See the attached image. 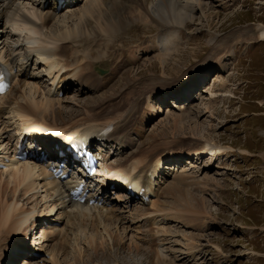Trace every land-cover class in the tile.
Here are the masks:
<instances>
[{
    "label": "rangeland",
    "instance_id": "obj_1",
    "mask_svg": "<svg viewBox=\"0 0 264 264\" xmlns=\"http://www.w3.org/2000/svg\"><path fill=\"white\" fill-rule=\"evenodd\" d=\"M34 1L35 0H15V4L13 5L15 7H12L13 9L20 7L24 11L32 12L36 6ZM86 1L87 0H83L72 9H81ZM203 2V6L198 7L195 11V19L190 22L187 21L188 24L181 27L182 33L178 32L176 34V31H174V35L183 37V39L181 42L179 41L180 43H177L179 46V53L171 57L168 64L165 66L166 70L165 68L163 70L161 61L158 58L159 55L157 56L159 50L146 54L147 56L145 55V57L141 59L142 62H138L139 64L130 63L126 65L125 68L127 69L125 70L130 69L134 72L121 75V79L116 77L115 70L112 69V65L107 63L109 62L107 59L106 62H101V60H96L94 57L93 60L91 57V60L95 62V65H92L95 73H99L98 67L105 70L104 74H98L101 75L102 78L105 77L102 81L103 90L94 91L101 87L102 82L100 79L95 82L90 80L87 82L85 77L81 76L83 78L81 79L80 76H77V82L84 80L83 84L87 83L90 85L91 89L88 90L82 86L80 92L74 90L69 94H65L64 98L62 96L60 102H55V108L62 111L65 121H62V119L55 116L51 111L48 112L49 115L47 117L51 120H55V117H57L60 124L72 123L82 118L89 106L94 107L100 104V106H104L109 104L111 100H119L122 95L130 92L131 87L129 86L131 83V85L134 84L135 86L143 82L153 83L157 86V90L152 93H159L164 89H168L159 88L163 86L162 84L165 81L168 82V84H177L183 79L185 80L192 71L205 65L206 59L212 56L210 60L213 59V61L209 60L212 62L211 69L209 68L210 70H206L209 71L203 78V81L196 85L192 93L187 96L190 102L189 105L193 104L191 109H195V113L191 118L189 116L185 117L182 122L184 124L191 123L193 126H189L190 130L184 127V131H180L178 134L173 135L168 128L171 126L173 118L182 113L184 109L183 106H172L168 104L169 102L165 101L162 103L161 114L158 113L152 116L150 114L154 110L148 108L143 100L141 104L139 103L142 108H140V112L136 109L142 118L138 124V131H141V134L135 137V142L139 143L138 140L142 142L145 140V146H149L150 141H152V138L149 139L152 133L157 134V132H161L165 135L160 137L157 136L158 139H156V142H161L163 139H166L164 142L169 141L167 144L170 145L162 148L174 147L173 144L175 140H187L189 142L209 141L218 143V145L222 147L221 153L219 154H201L193 156L189 153V156L183 158L180 164L170 165L168 174L164 175L165 178L160 184V187L161 185L163 187L159 191L158 199L156 200H158L159 203L163 201L169 203L172 198L166 192L168 188L167 185L170 182L176 181V178L181 177V175H184L183 177L187 176L185 182L193 184V193L200 195L199 199H204L203 203L205 206L200 207L209 215H202L199 217V220L198 218H194L195 221H193V223H190V218L187 217L189 220L188 224H190L191 227H189V225L185 227L183 223H180L186 220L185 218H172L173 222L169 223L173 228L172 235H169V237L172 238L168 241L166 246L170 248L169 252L175 253L178 257L176 261H173V264H264V38L260 37L257 30L264 26V0H203ZM135 10H138V8L136 7ZM10 11L12 12V10ZM43 11L44 14L51 13L52 3L46 5ZM68 12H70V9L54 15L56 17L61 16V19L65 20ZM98 13L99 11L95 12L94 17H97ZM91 18L92 17H89V19ZM73 19L69 20L70 22L66 19L67 23L62 21L60 24L61 27L59 26L56 30H52V23H49L47 31L49 32L51 30L50 33L55 36L57 34H62V32L65 33L66 30L75 29L79 26L81 21L77 20V18ZM91 20H94L93 25L96 27L98 23L96 19L92 18ZM6 23L7 16H5L3 20V26H5ZM162 23L163 22H154L147 17L145 20H139L136 24L134 23L131 27L128 26L126 29L128 30L127 32H123L112 40V46H116V40L124 36V40L131 42L133 45L128 46L127 44H129V42L123 43L125 46H122L120 52L124 51L125 59L120 67L123 66L122 64L125 65L129 59L128 57L135 55L134 53H136L135 56L140 60L141 56L144 54L140 49L148 47L149 43H141L139 41H148L156 32H159L158 35H161L163 32L169 33L171 29L178 30L180 28L171 27L167 31L163 30L162 33H160L163 29ZM81 27L88 28L86 25H82ZM7 30H12L9 25ZM44 30H46V28ZM17 33L18 32L14 31L12 33L13 38L10 40L12 45H14L17 39L20 40ZM82 33L85 36H93L88 32ZM82 33L81 36H84ZM64 36L66 35L64 34ZM158 37L160 38V36ZM158 37L155 40H157ZM80 38L81 37L75 38V42L77 39L80 40ZM155 40H151V42ZM68 41H72V39L70 38ZM75 42L73 43L74 49L72 50L71 48V50L67 52L68 55L66 54L65 56H68V59L60 58L59 62L64 71L71 69L73 65L77 66V64H82L84 55L86 56L89 54L86 45L80 48L77 47L80 41ZM135 44H137V47ZM117 45L120 46L121 41H118ZM126 48L131 50H127ZM95 50H98L97 47ZM22 51H24V60L31 58V56L26 58L27 53H25V51H27V46L24 45ZM75 51L77 55L74 56L73 53ZM104 51L105 50H102V52ZM138 51L139 56L137 55ZM70 52H73L72 58ZM32 56L33 59L29 60L28 76L25 75L21 80L19 79L21 84L17 86L18 89L15 90V95L10 97V102L0 105V107L4 106L6 108V110L4 108L5 112L2 119L5 130L3 132L2 130L0 131L1 133L9 134L12 140L22 120L20 115H15L17 114L15 112V106L17 105L15 104L17 101L16 99L25 101L24 97L21 95V91L24 90V95L28 102L33 107H37L36 109L38 112L34 111V113H38L40 116L42 114L40 111L44 110L42 103L48 101L49 97H51V92H53L57 82H53V74L51 75L48 73L49 70L45 67L44 61L37 58L36 53H33ZM15 57L18 58L20 56L15 55ZM87 59L88 58H85L84 60L86 61ZM24 60L22 58V60L20 59L17 61L22 63ZM133 65H135V67ZM136 73L139 74L136 76ZM31 74L33 76L38 75V78H33ZM129 76H131L133 82L129 80ZM25 79H27L26 82H29L26 87H24ZM117 79L120 80L119 83L116 82ZM18 82L19 81H17L16 84ZM128 82L131 83L128 85ZM104 86H106L105 89ZM132 88H134V86ZM38 89L39 91L37 92ZM139 95L140 94H136L131 98L136 100V97ZM141 99H143L142 96L139 100L141 101ZM135 106L138 107L136 104ZM133 113L134 111L130 114L133 115ZM194 121L198 123V126H196L195 130H191V128L195 126ZM197 127L200 129H197ZM136 128L137 126L135 130ZM140 128L142 130H140ZM8 142L10 141L7 139L5 141L1 139L0 148L5 147ZM9 146H12V141L9 143ZM3 177L6 178L8 175ZM37 195L41 194L39 193ZM42 197L43 196L40 197V200ZM166 197L169 198L166 199ZM40 205H42L41 207L46 211L48 210V208H46L47 206L44 204V200L39 206ZM29 207L34 206L29 203ZM117 209H120V207H117ZM134 211L135 208L130 214L135 215L137 210L133 213ZM54 212L55 209H53L52 213ZM159 215L162 216V213L157 214L159 218H162ZM125 216L130 217L131 215L128 214ZM82 227L76 228L75 232L78 229L76 233L73 232L74 236L69 246L66 248V254H58L62 264H87V262L88 264H93L91 261H93L92 258L95 255V250L92 248V245H89L91 244V239L93 240V246L101 245V248L103 247L99 249L102 257L105 254V256L112 255L114 257L105 259L103 257V260L101 259V263L103 264H170L169 262L158 259L159 248H157L155 244L151 245L149 243L151 240L149 236L157 232V230H155V225L152 224L151 221L148 224L143 222L135 226L134 223L130 222L129 228L125 231L122 228L117 230V227L114 225L108 226V229H111L112 232H107L106 226H101L99 231L95 232L91 230V227ZM151 229L154 231H149ZM117 232L121 233L122 236L124 235V240L127 238L128 241L126 239L125 241L122 240V243H118L114 238ZM150 232H153V234ZM111 233L114 236L111 235ZM95 238H97V241ZM109 238L111 240H107ZM124 243L126 244L124 245L126 248L123 246ZM137 244L141 246L140 249H136ZM82 247L83 249H80ZM145 247L148 250H145ZM49 257L50 260L52 257ZM79 261L82 263H79Z\"/></svg>",
    "mask_w": 264,
    "mask_h": 264
},
{
    "label": "bare ground",
    "instance_id": "obj_2",
    "mask_svg": "<svg viewBox=\"0 0 264 264\" xmlns=\"http://www.w3.org/2000/svg\"><path fill=\"white\" fill-rule=\"evenodd\" d=\"M36 1L37 0L34 1L36 3V6L34 7L35 8L34 11L30 12V11H24L20 7H16L15 9H13V7H15L13 6L15 4V0H0V29L2 28L0 30V55L4 56L5 60L9 64L19 67L21 75H26L28 70L26 63L29 61V59L28 61H26V59L24 60L25 57L23 56L24 51H22L23 46L24 45L27 46V51H25V53H27L26 54L27 56H31L33 58L32 54L36 52L37 55L36 57L45 61L44 63H46V67L49 69V73L53 74L54 77L53 81H55V79H57L59 75L62 77L59 78L58 83H62L64 85H62V88H57V90H56L57 86H55L56 93H54V95H60V91L63 89L66 92H69L70 90H73V88H77L76 90L80 92L82 90V86L83 88L85 87V89L90 90L91 89L90 85H88L87 83L83 84L84 80L77 82V76L85 77L87 82L88 80L92 82L99 81V79L101 80L100 75H98L93 71L94 69L93 66L95 65V62L91 60V57L93 60L95 58L96 60H101V62L102 61L106 62L107 59L109 61L107 63L112 65V69L115 70L114 71L115 75L118 76V79H121V75H125V73L128 72L129 73L134 72L131 71L130 69L125 70L127 69L125 68L126 65L130 63L133 64H136L138 62L140 63L141 59H143V57H145L146 54L159 50V54H157V56L159 55L158 58L161 61L163 70L164 68L166 70L165 66L166 64H168V61L171 59V57L179 53V48H178L179 46L177 43H180L183 39V37L174 35L173 34L174 31H176L175 32L176 34L178 32L182 33L181 27H183L184 25L186 26L188 24L187 21L188 22L193 21L195 19L194 14L196 9L198 7H202L204 4L203 0H123V1L87 0L85 5L82 6L81 9L78 8L79 10H76V9H72L76 7L72 4L74 2L72 1L61 5L60 7L63 9V11L70 9V12L67 13L66 18L64 20L61 19V16L60 17L55 16L58 14L57 10L59 9L57 0H54L52 12L45 14L43 13L44 12L43 8L47 3H49L50 0H38L37 2ZM136 7L138 8V10H135ZM10 10H12V12ZM98 11L99 13L97 17H94L95 16L94 13ZM5 16H7V23L5 26H3V20ZM89 17L96 19V21L98 22L96 27H94L93 25L94 20H91L92 18L89 19ZM147 17H149V19L153 20L154 22H163L164 24L162 23V27L164 31H167L171 27L172 28L180 27V28L178 30L171 29L169 33L163 32V34L159 35L160 38L158 37L157 40L151 42V44L149 43L148 47L140 49L143 51L142 53H144L142 56L140 55L141 56L140 60L138 59L137 56H135L136 53H134L135 54L133 55L134 57L133 56H131L132 58L128 57L129 59L127 63L125 65L122 64L123 66L120 67L121 63L125 59L124 51L120 52V50L122 46H125L123 45V43L129 41H125L123 38L124 36H122L116 40L115 42L116 46L114 45L112 46L111 43L112 40L115 39L117 36L121 35L123 32L125 31L127 32L128 30L126 29L128 28V26L131 27L132 25H134V23L136 24V22H138L139 20H145ZM73 18H77V20L81 21V23L77 28L66 30L65 33L62 32V34H57L55 36L50 33L51 30L49 32L47 31V27L49 23H52L51 29L56 30V28H58L59 26L61 27L60 24L62 23V21L67 23L66 19L68 20V22H70L69 20H72ZM8 25L11 27L12 30H7ZM82 25H86L88 28H82L81 27ZM45 28L46 30H44ZM257 30L260 37L264 38V26H262V28H258ZM13 31L18 32L17 35L20 37V40L17 39L14 45H12L10 42V40L13 38L12 36ZM82 32H88L93 36L92 35H91L92 37L85 36ZM81 33L84 36H81ZM64 34L66 36H64ZM78 37L81 38L80 40L78 39L76 40V42L80 41L79 44H77L78 45L77 47L81 48V46L83 47L86 45V49L88 50L89 54L86 56L84 55V59L85 58L88 59L86 61L83 59L85 62L82 60V64L80 65L77 64V66H74L72 69L68 70L66 74L62 73L64 69L59 63V57L62 56L63 59L66 56L67 52L71 50V48L72 50L74 49L73 43L75 42V38ZM70 38L72 39V41H68V39ZM118 41H121L120 46L117 45ZM139 42L147 43V41L145 40ZM137 44H135L136 47ZM127 45L133 46L131 42H129V44ZM96 47L98 50H95ZM102 50L105 51L102 52ZM127 50H131V49L128 48ZM76 51L74 53L70 52L71 58H72V53L74 54V56L77 55ZM15 55H19L21 58L20 57L16 58ZM22 58L24 62H22V64H19L17 60L20 59L22 60ZM210 58H212V56L206 59V62L204 63L205 65H202L197 70L192 71L185 80L183 79L177 84L175 83L168 84V82L165 81L162 84L163 86L159 88L160 89L168 88V89H164L161 92H159L158 97L160 98V96H164V94L162 93L163 91L168 92L174 90L176 91V93H174L175 95L178 94L183 95L187 93L186 91L190 90L193 87V84L198 83L197 80L200 77V75H201L200 82L203 81V78L205 77L204 73L206 72L207 69H209L212 66L211 64L212 62L210 61H213V59L210 60ZM133 66L135 67V65ZM138 74L139 73H136L135 75L137 76ZM82 77L81 79H83ZM129 77H130L129 80L132 81L133 79L131 78V76ZM33 78H38V75H34ZM118 79L116 81L117 83H119L120 81ZM20 80H19V76H17L15 78L14 84H16L17 81L19 82L16 84V87L14 85V87L7 94L0 96V105H4V103L10 102L9 101L10 97L15 95V90L18 89L17 86L21 84ZM26 81L27 79H25L24 81V87H26V85L29 83ZM129 83L131 82H128V85ZM131 84L129 86L131 87L130 92L125 93L122 96L120 95L121 98L119 100L112 101L110 99L111 102L104 106L103 105L100 106L101 105L100 102H99L100 105L94 107L89 106L90 108L88 107L86 112H84L82 118H79L72 123H66V124H60L57 120V117H55L56 121L51 120L49 119V117H47L49 115L48 112L51 111L52 113L55 114V116H58V118L62 119V121H65V117H63L64 115L62 111L60 109L55 108V102H60L61 99L60 97L53 96L52 98L51 97H49V99L47 98L48 101L42 103L44 106L43 109L46 111L44 110L40 111L42 114L39 116L38 113H34V111H37L36 109L37 107L36 108L33 107L28 102L27 98L24 95V90H23L21 91L22 93L21 95L24 97L25 101H20L19 99H16L17 100V101L15 100L16 103L14 102L15 104H17L15 106V110H16L15 112L17 114L15 115H20L22 118L21 123H19V126L17 128V132L19 134V132H21V129L24 127V125H26L27 122L30 119H32V117L34 116L36 117V119H41L44 121L47 120L54 123L55 125H64L66 127L81 126L84 129L88 130L91 135H94L95 138L93 139L92 144L93 145L99 144L104 149L107 146L112 147L113 144L115 143L118 144L119 147H115L114 152H108L110 154V158L108 159V162L106 163L104 162V163L106 165L112 164V165L124 167V169L127 170H135L136 172H138L141 178L149 177L146 179L147 182H145L144 184L145 192H143L142 194L145 197L148 191L153 193V197L150 200L151 205L144 204L143 200L136 202L137 198H135L134 196H125L127 194H123L125 192H121L122 191L120 189L121 187H116V186L115 188L118 190L116 191L118 194H116L114 198H118L119 200L123 201L125 205H127L128 209L124 208L123 212L125 213V215L128 214L131 215L130 217L121 215V213L118 214V212L116 213V211L113 208H111L110 201L104 197V195H107L108 193V190L105 188H102L104 192L103 195L101 192L98 193L99 200H103V203L101 205H95V206L76 205L74 203L61 200L62 197H65V194L63 193L64 187L70 183V180L65 181L61 185L55 182L40 183V179L43 178L45 175H47L45 173V168H44L45 166L41 164L42 163L41 160H32V161L27 160L25 162L18 161L17 163H15V161L12 160L8 163V169L6 171L0 172V263L1 264H2L1 259L3 258L2 255L4 252L5 253L7 252L8 249L7 247L9 246V243L18 241L20 237H22L21 238L22 241L25 240L24 238H27V236L31 234L30 226L35 227L37 224V220H38L37 215L45 213V212L39 213L37 212L36 209L38 208L39 204H41L42 199L40 200V197L36 196L37 194L35 195L33 191L39 189L40 187H43L44 190L47 191L48 193L47 198L49 199L48 201H51L52 206L57 207V211L54 215H56L57 220L59 222L62 221L64 225L62 226L60 231H58L54 225H51L49 229L44 228L43 225H40L43 233L42 236L45 237L46 242H44L40 246V248H38V250L42 252H46V254H42L40 257L38 255L26 254L24 255L23 264H62L60 262L58 254L59 253L66 254L67 252L66 248L69 245V243L72 241L74 236L73 232H75L74 230L76 228L82 226H84L85 228L91 227V230L95 232V231H99V228L101 226H106L107 232H110L111 229L108 228L114 225L115 227H117V230L122 228L125 231L129 228L130 222L134 223L135 226V225H140L143 222L148 224L150 221L152 222V224L155 225L156 228L155 230H157V232H154V234L153 232H150L153 235H150L149 239L151 238V240L152 239L153 240L152 242L150 240L149 243L151 245L155 244L157 248H159L158 259H161L165 262H169L170 264H173L174 263L173 261L177 260L178 258L177 255H175V253L173 252H169L170 248L166 246L168 241L172 238L169 237V235H172L173 233L172 232L173 228L170 226L171 224L169 225V223L173 222L172 218H176V219L185 218L186 220L181 221L180 223H183L185 227L188 225L189 227H191V225L188 224L189 223L188 218H190V223L191 222L193 223V221H195L196 218H198L199 220L200 216L202 215L206 216L208 214L205 212V210L203 211L200 207V206H205L203 203L204 199L203 198L199 199L200 195L193 193V189H192L193 184H189L185 182L187 176L183 177L184 175H181V177H177L176 181L170 182L167 185L168 188L166 187L167 188L166 192L172 198V200L169 203H166L164 201L159 203V201L156 200L158 199L157 197L159 191L163 187L162 185L161 187H159L160 182L161 180L163 181V179L165 178L164 175L168 174L169 172V170L167 171L165 169L167 166L163 165L162 164L163 162H158V160L162 158L165 159V157L171 156L173 153L175 155L174 157L171 158L173 159L172 161L174 162L178 161V159L180 158H184V155L189 156V153H191V155L193 156L194 155L198 156L201 154H208V155L219 154L221 153L222 147L218 145V143H214V142L212 143L209 141L189 142L186 140L187 141L186 142L185 140H179V141L175 140L174 141L175 143L173 144L174 147L162 148L164 146L166 147L170 145L167 144L169 143V141L164 142L166 139H163L161 142H156V139H158L157 136L160 137L162 135H165L162 134L161 132L160 133L157 132V134L152 133L151 136L149 135L150 136L149 139L152 138V141H150L149 146H145L144 142L140 144L133 143L134 141L132 136L137 130V128L135 130V127L137 126V124L140 123L139 121L140 116L138 114V111L140 112L141 105H139V103L141 104L142 101L144 100V102L147 104L146 106L154 110L150 114L152 116L158 114L161 108L160 106H157V101L159 100V98L156 95H147V93L156 91L157 86H155L153 83L151 84L147 82L140 83V85L138 86ZM133 86L134 88H132ZM179 89H183V91ZM38 91L39 89L37 90V92ZM136 94H140V95L136 97L137 98L136 100H134V98L132 99L131 97H134V95ZM141 96L143 97V99H141L140 101L139 99L141 98ZM179 99H185V97ZM184 101L187 102V98ZM135 104L138 105V107H136ZM192 106L193 104L192 105H189V103L185 104L184 109L182 111L183 114L181 113L177 117L175 116L173 118V122L171 126L168 127L173 135L178 134V132L180 131H184V127H187L190 130V127L193 126L191 123L184 124L182 122L185 119V117L189 116L191 118L195 113L194 111L195 109H191ZM4 108H5L4 106L0 107V130H2V132L5 130L2 120L3 114L5 112ZM136 109H138V111H136ZM132 111H134L133 115L130 114ZM196 126H198L197 122H195V126L192 127L191 130H195ZM198 128L199 127H197V129ZM40 130L42 131L44 129H40ZM1 139L4 141L6 139L10 142L12 141V137H10L9 134L7 135V133H1L0 141ZM10 142H8L7 145L4 147L6 148V151H8V153L10 152L11 149V146H9ZM196 142H200V143H196ZM7 175L8 177L6 178L3 177ZM103 178L107 179V176ZM108 187L110 186L108 185ZM135 189L137 194H140L141 192L139 190L140 186L137 185ZM141 198L143 199L142 196H140V199ZM167 198L169 197H166V199ZM29 203L33 204L34 207H29ZM134 208L135 211L133 213H135L136 210L137 212L135 213V215L130 214L132 213L131 211H133ZM158 213H162V216L159 215L162 218H159L157 216ZM44 216H46V214H44ZM145 226H149V225H145ZM149 231H154V230L151 229ZM34 234L35 236L37 235V233ZM111 235L113 234L111 233ZM114 238L118 241V243H120L122 240L125 241L127 239L126 238L124 240V235L122 236L121 233L118 232L117 234H115ZM36 239L37 238L33 239V246L41 243ZM95 239L97 241V238ZM107 240H111V239L109 238ZM90 243L91 244L89 245H92V248L95 250L94 257L92 258L90 256L93 259V261H91L93 264H103L101 263L103 257L104 259L114 258L112 255L105 256L106 255L105 253H104L105 255H103L102 257L99 249H102L103 247L101 248L100 244H99L100 246H96V245H95L96 247L93 246L92 239ZM125 243L123 244V246L126 245ZM140 247L141 246L139 244L136 245V249L137 248L140 249ZM80 249H83V247ZM145 250L148 249L145 247ZM49 255L52 257L50 260H49ZM79 263L82 262L79 261Z\"/></svg>",
    "mask_w": 264,
    "mask_h": 264
}]
</instances>
